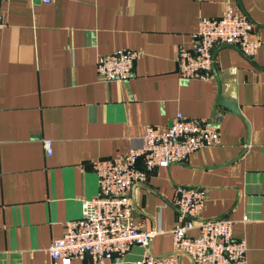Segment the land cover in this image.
<instances>
[{"label": "crops", "instance_id": "crops-1", "mask_svg": "<svg viewBox=\"0 0 264 264\" xmlns=\"http://www.w3.org/2000/svg\"><path fill=\"white\" fill-rule=\"evenodd\" d=\"M226 4L254 23L257 53L215 46L222 89L213 73L180 79L177 49H190L200 19L219 18ZM0 15V264H52L49 246L97 196L93 161L140 149L147 126L165 129L177 113L207 119L220 144L153 169L131 190L133 221L162 232L148 252L174 254L172 199L177 187H193L205 194L200 219L232 221L246 264H264V0H8ZM119 49L141 53L132 77L100 81L97 58ZM219 90L238 114L218 105ZM143 255L133 246L108 264Z\"/></svg>", "mask_w": 264, "mask_h": 264}, {"label": "built area", "instance_id": "built-area-1", "mask_svg": "<svg viewBox=\"0 0 264 264\" xmlns=\"http://www.w3.org/2000/svg\"><path fill=\"white\" fill-rule=\"evenodd\" d=\"M51 1L41 0L44 4ZM4 26L0 15V30ZM254 29L248 16L229 4L219 18H201L192 47L176 51L178 77L203 82L211 79L216 45L235 47L252 58L261 46ZM140 54L119 49L99 56L98 79L104 83L128 80ZM142 141L140 149L93 161L97 196L82 202L80 218L66 222L63 235L49 246L52 264H108L123 258L133 246L144 249L143 257L135 264H179V255L188 257L192 264H246L247 247L244 240L233 238L232 221L200 219L205 194L193 187H177L172 199L178 211L177 223L171 230L174 254L156 258L148 252L153 237L162 232L143 230L133 221L131 190L146 183L153 169L183 164L192 153L219 145L220 134L207 119L177 113L165 129L147 126ZM43 148L50 157L51 141H43ZM192 230L195 236L188 235Z\"/></svg>", "mask_w": 264, "mask_h": 264}, {"label": "water", "instance_id": "water-1", "mask_svg": "<svg viewBox=\"0 0 264 264\" xmlns=\"http://www.w3.org/2000/svg\"><path fill=\"white\" fill-rule=\"evenodd\" d=\"M212 73L214 75V78L216 80L217 85L222 89V87H221L222 86V80L217 75V73L215 72L214 68L212 69ZM218 105L223 106V107L229 109L234 114H238L239 113V111L237 109V106H236V104L234 102L229 101L227 99H224L221 96V90H219V93H218Z\"/></svg>", "mask_w": 264, "mask_h": 264}]
</instances>
